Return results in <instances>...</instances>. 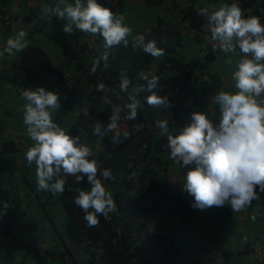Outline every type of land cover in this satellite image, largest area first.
<instances>
[{
	"label": "trees",
	"instance_id": "trees-1",
	"mask_svg": "<svg viewBox=\"0 0 264 264\" xmlns=\"http://www.w3.org/2000/svg\"><path fill=\"white\" fill-rule=\"evenodd\" d=\"M29 1L0 0V51L3 52L7 39L19 30L28 33V47L23 52L14 56L5 53L0 57V107L8 105L0 113V193H4L5 201L10 205L6 214L0 216V261L9 264H264V216L261 220L256 217V222L251 221L244 229L234 226L226 231L229 234L235 232L234 241L230 240L234 243H229L236 247L233 252L226 246L220 247L221 239L213 240L210 246L204 243L201 246L198 239L203 236L200 229L204 219L191 206L193 197L185 195L187 193L179 187L180 178L184 181L189 169L181 168L169 158L167 135L155 123L167 120L170 132L176 134L190 122L193 112L206 113L213 120L219 114H211V110L218 107L214 96L219 91L234 92L232 73L235 61L241 56L212 50L206 39L210 33L203 27L207 18L199 15V10L207 8L211 13L221 6L236 3L245 18L259 16L264 24V0H171L169 3L141 0L144 8L158 12L156 17L144 19V22L138 20L132 25L125 19L124 23L132 29L133 36L143 34L146 41L155 40L165 55L156 59L138 48L133 49L129 37V47L120 45L107 50L109 67L106 70H103L105 61L102 57L106 49L102 37L77 30L71 35L66 34L63 31L65 21L46 16L41 11L42 6H54L57 0H32L33 6H29ZM97 3L124 15L122 0H97ZM16 4L22 9L21 17L11 13ZM90 39L98 40L99 47ZM46 41L59 50L57 66L44 49ZM97 59L100 68L92 74L91 66ZM228 59H232L233 64L226 63ZM121 72L132 80L133 85L145 83L139 78L140 73L148 74L149 78L158 76L159 86L154 91L161 97L167 96L172 107H149L145 97L150 93L141 92L139 99L144 107L138 111L136 120L120 121V126H126L131 137L114 146L111 143L114 133L101 139L93 134V129L98 122L106 127L112 114V105L105 104L103 96H109L113 105L123 109L126 95L121 93L123 100L112 95L113 91H118ZM22 82L33 90L43 87L59 93L61 109L53 116L54 122L65 111L71 112L72 122L66 132L79 136L80 143L92 149L90 159H96L103 168L112 171L115 178L104 181L118 207L117 212L110 214V221L101 216L98 227L86 226L84 213L74 204L77 189L89 191L91 188L86 177L81 184L74 176L64 177L63 195L37 190L35 165L29 167L25 160V152L33 142L26 135L24 124L11 121L16 114L21 116L15 111L22 108H18V104L25 103L21 99V88L26 89V86L12 91L1 89ZM99 82L110 91L98 92ZM123 115L124 111L121 112ZM134 124L141 125L140 132L134 130ZM10 131L22 135L15 137ZM32 175L34 179H31ZM8 192L12 195L8 196ZM22 194L24 198H30V204L41 215L43 228L50 234L45 231L49 247L41 248L37 253L28 251L25 258L6 262L5 257L20 256L23 248L15 234L17 226L7 215L14 210L12 207H19L24 200ZM260 195L261 199L253 202H260V210L264 212V193ZM56 203L64 220L61 233L57 225L60 220L52 211ZM249 207L251 210L242 211V216L245 213L256 215L253 206ZM184 222L191 225L188 233L184 232ZM23 228L34 230L35 225L31 223ZM245 229H252V236L245 235ZM242 233L243 236H239ZM213 245L217 246L216 255L210 257L208 253ZM31 247L28 243L26 248ZM199 250L204 252L200 255Z\"/></svg>",
	"mask_w": 264,
	"mask_h": 264
},
{
	"label": "clouds",
	"instance_id": "clouds-1",
	"mask_svg": "<svg viewBox=\"0 0 264 264\" xmlns=\"http://www.w3.org/2000/svg\"><path fill=\"white\" fill-rule=\"evenodd\" d=\"M44 15L56 17L66 23L63 31L71 35L74 30L93 36H100L105 42V61L103 70L109 65L108 49L123 45L140 49L153 58L165 55L163 49L156 46L155 40H147L143 34L133 36L132 29L127 26L125 16L114 13L110 8L103 7L97 0H57V3L42 6ZM199 15L207 18L204 30L212 50H219L225 55H240L235 61L232 73L234 93L219 91L214 96L218 105L219 121L214 123L206 113L193 112L190 122L178 133L172 134L167 120H157L156 127L167 135L169 158L181 168L189 169L184 177L183 191L193 197L192 207L198 210L212 207L229 206L232 212H242L251 206L253 201L261 199L264 193V24L259 16L244 17L242 9L236 3L224 5L209 13L207 8L200 9ZM28 33L21 29L6 41V47L0 52L14 56L28 47ZM206 55V53L204 54ZM233 64L232 59L226 61ZM100 68V60H94L91 73ZM139 78L145 83L133 85L127 75L121 72L118 91L112 95L123 100L121 93L126 95L123 109L113 105L109 96L102 100L112 105V114L105 127L98 122L93 134L103 139L108 133H114L111 143L118 146L130 139L131 133L121 134L120 121H134L138 111L143 108L139 99L141 92L150 93L145 97L149 107L168 109L172 105L168 97L156 94L159 77L140 73ZM98 92H108L109 88L99 82ZM21 99L25 101L23 123L26 135L33 142L25 152L27 166L35 165L37 190L53 195H63L66 179L74 176L77 183L91 185L89 191L77 189L78 195L74 204L84 213L87 227H98L99 217L111 220V213L118 207L114 197L105 187L104 181L113 180L112 171L103 168L96 159H90L92 149L80 143L79 136L69 135L64 128L54 122V114L61 109L59 93L47 91L43 87L23 89ZM124 111L123 117L121 112ZM136 132L141 125L134 124ZM133 176L135 173L132 174ZM258 189V191H257ZM6 214L10 205L0 201ZM251 219L255 221L256 216Z\"/></svg>",
	"mask_w": 264,
	"mask_h": 264
},
{
	"label": "rangeland",
	"instance_id": "rangeland-1",
	"mask_svg": "<svg viewBox=\"0 0 264 264\" xmlns=\"http://www.w3.org/2000/svg\"><path fill=\"white\" fill-rule=\"evenodd\" d=\"M124 2L125 5V12H124V16L125 19L129 21V24H134L135 22H137L138 20L140 21H146L147 19H153L156 17V15L158 14L157 11L153 10V9H149V8H145L143 7V3L141 5L140 1L141 0H122ZM171 0H165V2L169 3ZM69 3H73L74 0H68ZM136 12L134 15H131L133 12ZM126 14V15H125ZM143 21V22H144ZM125 22V21H124ZM136 27L138 28V25H136ZM148 28L146 27V30ZM94 46H96L97 48L99 47V41L96 39H90ZM47 45V46H46ZM44 49L47 51L48 55L50 56L53 64L55 66H57L60 62V58H58V55H60V53L58 52V48L52 44H47V41L44 43ZM95 51L97 52L98 50ZM57 56V57H56ZM21 85H25L26 88H28V84H24L19 83L14 85V87H11L9 89H7L8 87L5 85V87H2L1 89H4L6 91L10 90H16L17 88H19ZM7 87V88H6ZM21 89H25V87L21 88ZM63 91V90H62ZM237 91L234 87V92ZM226 92H232L231 91H226ZM232 92V93H234ZM75 95V94H74ZM73 95V96H74ZM25 104V103H24ZM24 104H18V108L21 106L23 112H24ZM8 105L4 106V107H0V113L2 114L3 110H5L7 108ZM21 109H16V113L19 111V114L21 116H19L18 114H16L14 116V118L11 120L12 122L17 121L19 124H24L23 123V116H22V111ZM71 111V109L69 110ZM216 113H219L218 107H215L211 110V114L215 115ZM55 115V114H54ZM71 117L72 114L71 112L69 113L68 111H65L63 113V116H60L57 119V124H59L62 128H64L66 130V128L71 124ZM9 120V119H8ZM10 121V120H9ZM6 122V124H8V122ZM219 121V114L213 118V122L214 123H218ZM127 127L124 125H121L120 128L118 129V131H126ZM13 132V133H12ZM9 133L13 134L15 137L17 135H22L19 132H15V131H10ZM23 145H26L23 144ZM21 163H18V165H20ZM34 179V175H32V178ZM180 183H179V187L182 188V185L184 184V181L182 180V178H180ZM180 190V189H179ZM177 190V191H179ZM183 192V191H182ZM12 192H8V196H11ZM24 194L21 195L22 198ZM188 197H190L188 194H185ZM6 197H4V193H0V201H5ZM22 200V199H21ZM6 202V201H5ZM254 208V212L256 213V217L257 220H261V218H263L264 216V212H262L260 210V202H252L251 204ZM0 206H3L2 204H0ZM16 207V208H15ZM14 208V210H11L10 212L7 213V215H9V219H11L14 223L15 226H17L16 230H15V234L16 236H18L19 238V243L22 242V249H21V253L20 256H10L9 258L5 257V261L7 262L9 260V262H14L15 260H20L22 258H25L27 256L28 251H30V253L32 252H40L39 249H43L46 247H49V243L47 242V236L49 234L48 230H45L44 227V222L41 219V215L36 212L34 209L35 207H33L30 204V198L27 196V198H24V200L22 202H20L19 207L18 206H14L12 207ZM20 209V210H19ZM251 208L248 207L247 209H245L244 211H250ZM20 211V212H18ZM52 211L54 212V214H56V216L59 218L60 222L57 224L58 225V231L61 233V224H63L64 220L62 218V212L60 211L59 205L56 203V206L54 207V209H52ZM197 211L196 214H199V217L202 218V220L204 219L206 223H203L201 225V229L202 230V234L203 236L199 237L198 241L200 242L201 246L203 245V243L208 246H210L211 242H213V240L215 239H221L222 240V245L220 247H227V249L231 252L235 251L236 247H234V245H229V243L231 242L230 240L234 241V234L235 232L233 231L232 233H228L226 232L227 230L230 229H234V226H239L240 229H244V226L248 225L251 221H253L251 219L252 215H247V213H245V216H242V212H232L231 208L229 206H224V207H212L210 209H205L203 211L201 210H195ZM41 213V212H40ZM22 214V217H20L19 215ZM191 218H193V216H190ZM213 219L217 220V221H213ZM256 222V219L255 221ZM31 223H33L35 225L34 230H30L28 228H23V225H30ZM184 225V227L186 226V228H184V232L188 233L189 232V228L191 227V225H189L188 223H182ZM202 227H206L203 228ZM257 228H260V225H257ZM209 229V230H208ZM219 229V230H218ZM44 230V231H43ZM199 230V231H200ZM48 233H46V232ZM251 231V232H250ZM252 229H245L244 233L245 235H247L248 237L252 236ZM50 235V234H49ZM197 236H200L199 234H196ZM44 236V237H43ZM239 236H243L240 234ZM194 239L192 238V241ZM223 241H226V243H223ZM30 243L32 245V247L30 249H27V244ZM234 242H231L230 244H233ZM245 243V240L243 239L242 244ZM225 244V245H223ZM216 248L217 246L213 245L212 248L210 249L208 256L210 257H215L216 255ZM13 250V249H12ZM19 252V251H18ZM204 251H198V254L201 255V253H203ZM17 253V252H16ZM205 255H207V253H205ZM0 264H9V263H3L2 261H0ZM29 264V263H28Z\"/></svg>",
	"mask_w": 264,
	"mask_h": 264
},
{
	"label": "crops",
	"instance_id": "crops-1",
	"mask_svg": "<svg viewBox=\"0 0 264 264\" xmlns=\"http://www.w3.org/2000/svg\"><path fill=\"white\" fill-rule=\"evenodd\" d=\"M11 13L13 14L14 17L17 16L18 14H19L20 17H21V15H22V9L16 4V5L13 7V9L11 10ZM0 52H1V51H0Z\"/></svg>",
	"mask_w": 264,
	"mask_h": 264
},
{
	"label": "built area",
	"instance_id": "built-area-1",
	"mask_svg": "<svg viewBox=\"0 0 264 264\" xmlns=\"http://www.w3.org/2000/svg\"><path fill=\"white\" fill-rule=\"evenodd\" d=\"M34 2L32 0L29 1V6H33Z\"/></svg>",
	"mask_w": 264,
	"mask_h": 264
}]
</instances>
